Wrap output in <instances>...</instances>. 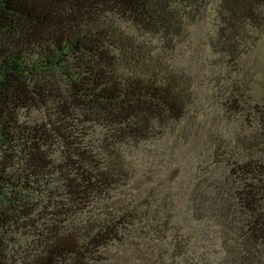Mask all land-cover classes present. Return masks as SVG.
<instances>
[{"label": "trees", "instance_id": "obj_1", "mask_svg": "<svg viewBox=\"0 0 264 264\" xmlns=\"http://www.w3.org/2000/svg\"><path fill=\"white\" fill-rule=\"evenodd\" d=\"M213 1L0 0V264H103L131 242L129 264H264V108L240 68L264 0H220L211 97L173 64ZM172 142L198 149L186 194L133 160Z\"/></svg>", "mask_w": 264, "mask_h": 264}, {"label": "rangeland", "instance_id": "obj_2", "mask_svg": "<svg viewBox=\"0 0 264 264\" xmlns=\"http://www.w3.org/2000/svg\"><path fill=\"white\" fill-rule=\"evenodd\" d=\"M219 2L220 0H214L204 16L192 20L177 50L172 53L174 65L198 73L199 77L196 80L199 84L204 85L201 95L206 98L212 96L211 91H207V86L210 80L211 68L214 65L213 59L215 58L210 53L207 41L218 24L216 9ZM152 43L158 44V41L154 40ZM240 68L241 73L252 80L251 92L253 99L264 108V37L242 58ZM204 104L211 108H208V112L212 115L215 107H211L212 104L209 101H204ZM42 117L43 114L40 111H34L30 116V121H39ZM197 151L198 149L194 144L185 145L172 142L163 145L147 143L137 150L133 160L148 171L149 177L144 178L147 183L150 180L153 181L157 176L165 174L166 171L174 172L173 176L180 174V186H178L177 191L185 193L194 173L195 165L192 163ZM183 167H185L184 170L180 172ZM140 188L139 186L137 190ZM144 188L145 186H142V190ZM135 244V242H131L112 247L111 250L104 253L105 260L103 259L102 263L129 264L126 256L129 257L134 253ZM197 246L198 249H195L197 253L200 254L205 250L201 245L197 244Z\"/></svg>", "mask_w": 264, "mask_h": 264}]
</instances>
